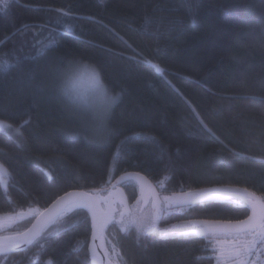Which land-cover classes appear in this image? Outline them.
Listing matches in <instances>:
<instances>
[{"label": "trees", "instance_id": "16d2710c", "mask_svg": "<svg viewBox=\"0 0 264 264\" xmlns=\"http://www.w3.org/2000/svg\"><path fill=\"white\" fill-rule=\"evenodd\" d=\"M50 37L55 43L41 54ZM144 58L163 74L137 63ZM4 59L15 67L0 73V119L22 125V136L0 131V163L8 169L0 174V213L40 212L75 188L109 193L119 199L112 208L129 205L138 184L118 179L130 171L146 175L160 195L219 185L264 200V0H11L0 11ZM80 59L118 94L95 138L75 121L78 105L55 91L69 62ZM244 95L255 99L235 98ZM249 213L242 199L216 197L164 210L158 228ZM36 215L0 235L22 232ZM64 220L65 230L41 241L43 248L32 244L0 260L91 264L88 212L74 210ZM104 231L116 242L119 264H217L205 236L138 237L135 227L121 231L115 222Z\"/></svg>", "mask_w": 264, "mask_h": 264}, {"label": "snow or ice", "instance_id": "6c2138e0", "mask_svg": "<svg viewBox=\"0 0 264 264\" xmlns=\"http://www.w3.org/2000/svg\"><path fill=\"white\" fill-rule=\"evenodd\" d=\"M11 0H0V11L7 9ZM162 9H154V11ZM64 16H70L71 13L64 9H57ZM150 20V17L145 18ZM159 31V25L157 27ZM55 41L51 37L47 44L43 45L41 54L54 44ZM135 59V57H130ZM156 71L163 74L165 71L158 64H153L152 60L144 58L142 61ZM15 67L9 60H0V73H5ZM78 72H87L89 82L91 85V95L83 97L72 85L73 76ZM55 91L64 99L76 105L83 103L85 106L94 109L100 118L111 109L112 105L117 100V96H111L103 85L100 72L92 65L81 64L79 61H70L68 67L62 72L61 77L55 85ZM236 99H255L247 95L237 96ZM197 119L203 128L213 137L215 133L208 128L207 124L199 114L196 113ZM27 123V121H25ZM22 127V125H21ZM14 131L17 137L22 136L19 127H15L8 121L0 120V131ZM219 140V137H215ZM155 140V137H152ZM223 144V141H220ZM224 147H227L224 145ZM8 169L3 163H0V174L7 173ZM138 175V174H137ZM216 190L201 189L196 192H189L184 199L178 200L175 197H156L159 201V207L153 204L154 211L147 216H137L131 210L123 209V201L121 200L118 206L113 209L109 207L108 212L102 217L97 216L96 200L94 196L86 193H73L66 192L64 195L59 196L52 204L50 209H45L41 215L45 216L43 224L39 227L33 225L32 228L23 232H17L14 237H0V254L7 257L9 253L18 249L20 245L38 244L41 248L44 244L41 241H47L54 234L65 230L67 221L64 217L74 210H86L92 217L93 239L97 230L105 229L110 223H118L121 231H127L131 227H135L138 237L141 235H148L153 232H158L161 236H205L210 238L214 244L213 251L217 253V259L221 264H256V261L251 257L257 253H264V202L256 198V194L248 192L247 189L243 190L240 198L247 201L248 205L252 208V215L248 216L245 220H239L236 223H222L220 221H189L184 225H174L169 229L161 231L157 227L160 212L164 210L165 206L171 208L175 205L190 207L198 200H206L215 198L212 194ZM139 203V202H138ZM24 215L23 212L20 213ZM118 218V219H117ZM52 225L51 231L44 234L45 228ZM7 239L9 243L5 245L4 240ZM0 264H4L0 260ZM47 264H52L48 261Z\"/></svg>", "mask_w": 264, "mask_h": 264}, {"label": "rangeland", "instance_id": "374dc122", "mask_svg": "<svg viewBox=\"0 0 264 264\" xmlns=\"http://www.w3.org/2000/svg\"><path fill=\"white\" fill-rule=\"evenodd\" d=\"M72 61H79L81 64L94 66V64L88 63V62H86L84 60H81V59L80 60H72ZM72 85H74L75 89L83 97L87 98V97H89L91 95V85H90V82H89V78H88L87 72H78V73H76L73 76ZM103 85H104V87L106 89V86H105L104 82H103ZM106 90H107L109 95L118 97L117 93H112L108 89H106ZM77 105H78V109L79 110L77 109L76 115H78V118L75 117V119H76L75 121L77 122V124L79 126H81V128H83L84 130L87 129L88 133L90 135H92L93 138H95L97 136V133L99 132V131H97V129L99 127H101L102 129L104 128V126L106 124L105 119L107 118L108 114L111 111L109 110L107 112V114L103 116V118H100L97 115V113H96V111L94 109L85 106L83 103H80V104H77ZM113 105H112V107H113ZM78 113H81V114L84 113V114L80 115ZM85 113H87V114H85ZM0 120H2V119H0ZM10 124H12V123H10ZM12 125L15 126V127H19L20 132H21V127L20 126H18V125L16 126L14 124H12ZM4 132L6 134L8 133L12 137H15L17 140L20 139V137H17V135H16V133L14 131L9 130V131H4ZM2 182H3L4 186H6L7 181L5 180V177L3 178ZM209 189L216 190V191L213 192V194L228 195L230 193V192L227 191V188L221 187L219 185L214 186V187L209 188ZM199 190H201V189H196V191H199ZM243 190H245V188L239 187L235 191V193L237 195L243 194ZM196 191H193V192H196ZM164 196L175 197L178 200L182 199L181 196H175V195L173 196V195H167V194L160 195L161 198L164 197ZM256 196L260 197L258 194H256ZM226 197L229 198L230 196H226ZM232 198H234V197H232ZM153 204H156L157 207L160 206L159 205V201L156 200L155 197H153V196L150 197L149 196L148 199L141 198V199H137L136 201L131 202L129 205H124L123 209L131 210V211L135 212L137 216H140V215L147 216L148 214H150V213H152L154 211ZM168 209L169 208H167L165 206L164 210H168ZM164 210L160 212L159 219H158V222H157V227H158L159 222H160V216H162ZM21 212L24 213L23 216L20 215ZM33 214H39V209L36 206H32L31 208H27V209H21L19 211H13V212H10V213H0V231H4L5 230V231L9 232V229H11L14 226V224L22 221L24 218L31 217ZM194 220H196V219H186V220L175 221L170 226L165 227L162 231H164L166 229H169V228H171L174 225H184L187 222L194 221ZM196 221H203V220L197 219ZM102 236H103L105 254L107 255V257L109 256L110 259L115 260L116 263L119 264L118 253H117V250H116V242H114L113 236L110 235V237H107V234H106L105 231H103ZM208 240H210V238H208ZM210 246H211L212 249L214 248V244L211 241H210ZM214 254H215V260H216L217 264H221V262H219L218 259H217V253L214 252ZM251 259L256 261V264H264V253H257L256 255L252 256Z\"/></svg>", "mask_w": 264, "mask_h": 264}, {"label": "water", "instance_id": "95a60500", "mask_svg": "<svg viewBox=\"0 0 264 264\" xmlns=\"http://www.w3.org/2000/svg\"><path fill=\"white\" fill-rule=\"evenodd\" d=\"M138 174V175H137ZM129 180H135L138 184V187H139V196L137 197V199H141V198H146L148 199L149 196L150 197H160V193L158 191V188L157 186H155V184L152 182V180H150L146 175H144L143 173H138V172H135V171H130L129 173H126L124 175H122L119 179H118V182H122V181H129ZM237 190V189H236ZM236 190H233L231 191L229 189V187L227 188V191L230 192L228 195H224V194H212L215 198L216 197H224V198H227L226 196H230V197H234V198H238V199H242L240 198L242 196V194L240 195H237L235 193ZM67 192H73V193H86L90 196H94L95 197V200H96V211H97V216L98 217H102L103 215H105L109 208L105 209L104 206H103V197H105L106 195H104L102 193L101 190H99V192H92V191H88V190H83V189H78V188H75V189H72V190H69ZM66 193V192H65ZM109 194V193H108ZM116 194H120L121 197L123 198L124 201H128L127 198H126V194L124 192V189L123 187H120L117 189L116 191ZM187 192L185 193H179V194H174L175 196H181L182 199L185 198ZM64 195V194H62ZM60 195V196H62ZM110 195V194H109ZM173 195V196H174ZM58 198V197H57ZM56 198V199H57ZM256 198L259 200V201H262L264 202V200H262L261 198L257 197ZM54 199V201L56 200ZM214 199V198H213ZM207 200H210V199H206V200H198V201H207ZM244 200V199H242ZM247 203L246 200H244ZM53 203H51L49 206L43 208V210H41L39 212V214H37L35 216V218L33 219L31 225L26 228L25 230L23 231H26L27 229H30L33 227V225H37L38 227L43 224L44 220H45V216L44 215H41V213H44L45 209H50L51 206H52ZM112 204V203H111ZM250 207V206H249ZM112 208V207H111ZM115 209V208H113ZM86 211V210H85ZM89 214V218H90V222H91V236L89 238V241H88V253L90 255V261H91V264H107V262L105 261L104 257L102 256V254H100L99 252V240H100V237L102 236L103 234V230H97L96 231V234H95V239H93V229H92V217H91V214ZM252 215V208L250 207V213H249V216ZM247 219L244 218V219H241V220H245ZM237 221H230V223H236ZM223 223H229V222H223ZM22 231V232H23ZM16 233L14 234H11L13 235V237L15 236ZM9 235V236H11ZM0 236H4V235H0ZM6 236V235H5ZM8 243H5V245H7ZM30 247V245H20L18 249L14 250L13 252L15 251H21L25 248H28ZM12 253V252H11ZM9 253V254H11ZM2 254H0L1 256Z\"/></svg>", "mask_w": 264, "mask_h": 264}, {"label": "bare ground", "instance_id": "6f19581e", "mask_svg": "<svg viewBox=\"0 0 264 264\" xmlns=\"http://www.w3.org/2000/svg\"><path fill=\"white\" fill-rule=\"evenodd\" d=\"M0 237H13V236L11 235V236H0ZM4 243H9V241L7 239H5ZM99 252H100V254H102V256L104 257V259L107 262V264H117L115 260L110 259L109 256L107 257V255L105 254L103 236H101L100 240H99Z\"/></svg>", "mask_w": 264, "mask_h": 264}, {"label": "flooded vegetation", "instance_id": "af4514ba", "mask_svg": "<svg viewBox=\"0 0 264 264\" xmlns=\"http://www.w3.org/2000/svg\"><path fill=\"white\" fill-rule=\"evenodd\" d=\"M124 192H125V188H124ZM126 194V193H125ZM103 199V206L105 209L109 208V204L111 203H115V200H119V199H115L113 198L111 195L107 194L105 197L102 198ZM119 203H116V205L118 206Z\"/></svg>", "mask_w": 264, "mask_h": 264}]
</instances>
